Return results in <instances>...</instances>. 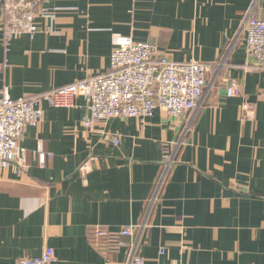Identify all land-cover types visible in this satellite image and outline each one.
Here are the masks:
<instances>
[{
  "label": "crops",
  "instance_id": "0c3cea01",
  "mask_svg": "<svg viewBox=\"0 0 264 264\" xmlns=\"http://www.w3.org/2000/svg\"><path fill=\"white\" fill-rule=\"evenodd\" d=\"M41 9L32 37L6 45L0 27V97L107 73L115 34L211 68L200 106L178 118L156 109L91 122L86 96L43 102L19 143L28 171L0 166V264L45 248L52 264H126L131 254L146 264H264V71L242 28L248 12L264 21V0H43ZM39 142L52 156L44 166ZM164 148L174 164L156 192ZM96 228L110 236L96 241Z\"/></svg>",
  "mask_w": 264,
  "mask_h": 264
},
{
  "label": "built area",
  "instance_id": "2783aa9c",
  "mask_svg": "<svg viewBox=\"0 0 264 264\" xmlns=\"http://www.w3.org/2000/svg\"><path fill=\"white\" fill-rule=\"evenodd\" d=\"M42 1L0 0L1 35L6 45L22 35L34 36L38 30L36 18L45 15L41 9ZM242 28L247 54L264 71V21L248 12ZM111 43L110 68L105 74L56 88L37 97L13 100L6 90L3 91L0 97L1 168L12 167L23 173L28 171L26 153L19 143L27 126L35 128L41 122L43 102L54 108L71 107L75 97L86 96L90 101L91 122L130 118L145 120L151 118L156 109L164 111L168 117L178 118L200 106L211 68L209 64L176 63L161 55L153 44L134 42L117 34L112 36ZM234 90L235 85L231 84L226 96L232 97ZM165 151L156 192L174 164V156L167 149ZM35 155L40 166L46 165L52 158L41 142L36 147ZM121 234L130 235V230H123ZM109 236L102 228L92 232V238L96 241ZM164 253V248H161L159 254L162 256ZM53 262V250L45 248L41 256L24 257L17 264ZM126 264L146 263L131 254Z\"/></svg>",
  "mask_w": 264,
  "mask_h": 264
},
{
  "label": "trees",
  "instance_id": "16d2710c",
  "mask_svg": "<svg viewBox=\"0 0 264 264\" xmlns=\"http://www.w3.org/2000/svg\"><path fill=\"white\" fill-rule=\"evenodd\" d=\"M165 150H166V149L164 148V149H163V152H166Z\"/></svg>",
  "mask_w": 264,
  "mask_h": 264
}]
</instances>
